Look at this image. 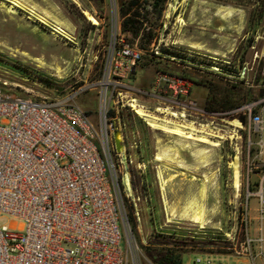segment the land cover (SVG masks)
<instances>
[{
    "label": "rangeland",
    "instance_id": "rangeland-1",
    "mask_svg": "<svg viewBox=\"0 0 264 264\" xmlns=\"http://www.w3.org/2000/svg\"><path fill=\"white\" fill-rule=\"evenodd\" d=\"M23 1L72 38L28 17L20 8L7 12L9 2L0 0V83L7 82L18 92L59 99L75 94L78 106L95 121L111 51L124 46L141 50L136 74L123 79V85H107V95L118 107L115 111L110 106L107 121L112 134L118 132L123 150L120 154L115 149L118 154L113 158L119 170L127 169L135 196L133 201L123 195V204L131 207L133 217L128 221L129 264L133 260L155 264V257L168 250L181 254L182 264L192 263L198 255L211 258L214 264H264V243L249 246L244 242L248 236L259 235L257 199L254 195L248 198L247 191H252L259 158H264V153L258 156L259 133L253 126L255 117H264V101H260L264 98V0H164L156 11L153 0H139L148 14L146 28L137 37L121 30L119 7L123 0ZM144 12L142 8V15ZM147 31L153 39L146 51L140 48V35ZM157 69L189 80L182 105L146 93L152 89ZM39 76L51 78V84L39 82ZM109 79L114 80L112 76ZM132 98L160 118L171 115L156 109L168 108L184 113L180 119L186 122L224 135L211 136L220 143L216 148L206 146L209 167L202 166L189 149H180V170L157 161L155 157L165 144H176V138L149 127L129 104ZM192 99L194 108L188 104ZM233 120L241 121L242 126L230 123ZM234 161L240 171L239 191L233 187ZM159 171L165 179L172 173L177 176L161 189ZM211 172L207 221L201 226L168 216L170 206L179 209L198 198L201 175ZM9 222L8 216H0V226ZM121 247L126 248L124 233Z\"/></svg>",
    "mask_w": 264,
    "mask_h": 264
},
{
    "label": "built area",
    "instance_id": "built-area-1",
    "mask_svg": "<svg viewBox=\"0 0 264 264\" xmlns=\"http://www.w3.org/2000/svg\"><path fill=\"white\" fill-rule=\"evenodd\" d=\"M110 56L95 121L78 106L75 94L34 97L0 83V216L10 218L0 226V264H129L132 246L123 195L133 201L135 196L130 176L131 193L125 190L127 169L119 170L113 158L118 152L106 114L110 106L118 107L108 97L107 85H123L140 65L142 53L124 46ZM188 84L181 74L157 70L146 93L182 105ZM188 104L194 108L195 101ZM263 122V116L253 121L258 156L264 153ZM258 167L247 197L257 199L259 235L246 237L249 246L264 243V158ZM185 264L214 263L198 255Z\"/></svg>",
    "mask_w": 264,
    "mask_h": 264
},
{
    "label": "bare ground",
    "instance_id": "bare-ground-1",
    "mask_svg": "<svg viewBox=\"0 0 264 264\" xmlns=\"http://www.w3.org/2000/svg\"><path fill=\"white\" fill-rule=\"evenodd\" d=\"M4 1L9 2V5L7 6V12H10V13L14 12L15 11L14 7L20 8L27 12L28 17L40 20L45 25H52L53 29L59 34H61L62 36L69 38V39L72 38L70 33H68L61 26L51 22L47 18V16L44 15V13L42 14L39 13L35 9V7L33 8V6H31V4L29 5V3L27 4L23 0H4ZM105 84H106V81H104V85ZM129 104L132 106L134 112L138 114L139 116H141L149 127H151L152 129L161 130V132H163L165 135L170 136L172 138L173 137L176 138V141H177L176 144H173V143H171V145L165 144V147H163L162 150L155 157L157 161H160L167 168H173L176 170H180L182 168V163H181L182 158L180 156V149H189V151H191L194 155L197 156L202 166L207 167L208 165L209 167L208 148L210 146L216 148L220 144L218 140H213L211 136L223 138L224 135L216 134V131L212 132V130H208L205 127V125H201L200 127H198L194 124V122H188V121L186 122V120L180 119V117L183 118L185 116V114L182 112L178 113L172 110L170 111L168 108L167 109L158 108L156 110H159L161 112H166L167 114L171 115V118H168V119L162 118V117L160 118L157 115H155L153 112H151L150 110L146 109L145 106H143L142 104L137 103V100L134 98L129 100ZM230 123L237 125V126H241V123L238 120L230 121ZM117 137L119 138V134L117 135ZM192 145H201L202 147L201 148L197 147L198 149L195 147L196 149H194L193 148L194 146L192 147ZM206 146H209V147H207L206 149ZM119 153L122 154L123 150H120ZM236 159L237 157H235V160ZM173 160H176V163H174ZM181 172H184V171L181 170ZM232 173H233L232 175L233 187L236 191H239L241 181H240V171L237 165V161L233 162V172ZM192 175H195V174H192ZM212 175H213L212 172L210 175L208 174L201 175V185L198 188L199 189L198 198H196V200H192L191 202H188L185 206L179 209H176V207L174 208L170 206L168 209L169 211L168 216H171V217L179 216L183 219L192 221L193 223L194 222L200 223L202 226V224H204L208 219V218L206 219V214H205V210H206L205 203L207 201L208 183L211 181ZM176 176H177L176 173H172V174H169L167 179H165L161 171H159L158 178L160 180L161 189L162 187H164L163 185L165 183L174 179ZM197 177H199V174ZM192 178H193L192 180H194V177ZM123 183L125 184V190L127 191L129 195L131 193V187L129 183L128 173L124 174Z\"/></svg>",
    "mask_w": 264,
    "mask_h": 264
},
{
    "label": "trees",
    "instance_id": "trees-1",
    "mask_svg": "<svg viewBox=\"0 0 264 264\" xmlns=\"http://www.w3.org/2000/svg\"><path fill=\"white\" fill-rule=\"evenodd\" d=\"M163 1L164 0H153L151 3L152 9L154 11L158 10L159 4ZM144 2L147 3V0H145ZM140 8L145 9L143 15L141 13ZM119 13L122 16V21H121L122 31H129L133 37H137L139 36L141 30L142 31L145 30L146 26L144 25V22L147 20L146 14H148V11L146 10V6L144 5V3L143 5H140L139 0H123L120 3ZM140 39L142 40L140 43V48L147 51L149 48L148 46L150 45V42L153 39V34L151 31L143 32L140 35ZM151 55L156 57L154 53H152ZM21 71L23 72L24 69H21ZM27 72L29 73L30 71ZM262 79L264 80V71H263ZM38 80H40L39 82L46 85L51 84L52 82V79L47 76H43V77L39 76ZM240 117L243 120V117L242 116ZM253 188L254 186L251 187V190H253ZM125 212L128 221L131 223L133 221V217H132V210L129 205L125 204ZM131 228L135 232L136 229L134 224H131ZM155 259H156L155 264H182L183 262L181 254L175 253L172 250H168L166 253L160 255L158 258L155 257Z\"/></svg>",
    "mask_w": 264,
    "mask_h": 264
},
{
    "label": "water",
    "instance_id": "water-1",
    "mask_svg": "<svg viewBox=\"0 0 264 264\" xmlns=\"http://www.w3.org/2000/svg\"><path fill=\"white\" fill-rule=\"evenodd\" d=\"M117 135H118V132H114V134H113L114 144H115L116 150L120 151L122 149V147H121L120 138H118Z\"/></svg>",
    "mask_w": 264,
    "mask_h": 264
},
{
    "label": "crops",
    "instance_id": "crops-1",
    "mask_svg": "<svg viewBox=\"0 0 264 264\" xmlns=\"http://www.w3.org/2000/svg\"><path fill=\"white\" fill-rule=\"evenodd\" d=\"M135 72H137V69H135V70L133 71V75L136 74Z\"/></svg>",
    "mask_w": 264,
    "mask_h": 264
}]
</instances>
